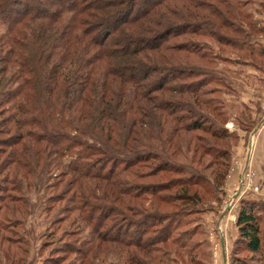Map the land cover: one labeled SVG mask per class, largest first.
<instances>
[{
  "label": "trees",
  "instance_id": "16d2710c",
  "mask_svg": "<svg viewBox=\"0 0 264 264\" xmlns=\"http://www.w3.org/2000/svg\"><path fill=\"white\" fill-rule=\"evenodd\" d=\"M243 12L239 0H0V175L12 185L2 197L11 211L30 210L32 187L45 208L71 192L84 225L125 222L123 233L93 230L85 247L68 246L78 264L101 243L126 251L124 264H204L193 229L180 226L195 221L183 212L201 206L209 186L218 192L230 167V114L210 85L227 87L217 61L233 62L189 39L225 45L221 30L230 29L238 39L227 47L264 73V25ZM159 173L162 183L141 181ZM57 176L63 188L53 193ZM243 204L238 243L264 264L260 218Z\"/></svg>",
  "mask_w": 264,
  "mask_h": 264
},
{
  "label": "rangeland",
  "instance_id": "374dc122",
  "mask_svg": "<svg viewBox=\"0 0 264 264\" xmlns=\"http://www.w3.org/2000/svg\"><path fill=\"white\" fill-rule=\"evenodd\" d=\"M239 1L244 6V14L249 12L251 19L258 26L264 25V0ZM248 20H243V28H246ZM3 32L4 25L0 22V34ZM221 32L225 34L222 40L225 45L212 39L196 36L191 37L189 41L195 40L202 42L200 45L208 44L212 48H219L221 51L216 52L219 58L233 62L217 61L219 67L225 69L223 78H225L224 84L227 87L216 84L210 85V87L218 88L214 97L223 102L227 113L230 114L225 128L232 133V138L228 141L231 150H233L231 163L228 173L219 187L220 190L213 193L209 186L204 191L203 204L193 209L188 215L184 214L189 210H186V213L183 212V221L194 216H196V219L193 223L182 224L180 231L187 230V228L193 229L194 235L190 245L198 243V250L204 252V258L200 257L203 258L202 262L204 264H223L221 237L224 240L226 249V264H240L244 261L249 264H261L256 255L242 250L240 242L238 243L240 235L236 220L243 202L252 205L254 212L260 218L261 236L264 242V122L252 134V151L249 161L246 163L249 136L257 123L264 117V73L263 70L258 69L259 63L256 58L252 60L242 52L227 47L229 39L237 38L235 33L230 29L221 30ZM187 38V36L183 37L182 40ZM262 40L264 42V39ZM199 62V64L205 63L204 61ZM1 136L5 137L6 135ZM204 156L205 159H209L207 155ZM178 160L184 161L182 158ZM245 164L247 166L244 170ZM194 165H196V162H194ZM217 168L218 164H215V166L205 171L208 172ZM5 170L7 171V169ZM4 174L0 175V188H3L0 190V198L4 201L3 208L1 207L2 201H0V238L3 237V239H0V264H78L79 257L76 253L68 250V246L79 247L84 245L85 247L86 239L93 230L123 233L122 229L120 230L121 227L118 229L119 225L123 226L125 224L121 219L117 221V225L110 221L103 224L97 222L95 226L91 224L84 225L77 215L79 210H75L76 213L71 212L74 210L71 207L72 203L70 200L66 201V198L72 194L71 192L62 191L63 184L59 183V175L56 177L58 183L53 193L62 191L60 198L66 195L64 203L55 204L53 208L50 207L49 203L48 208H45L40 200L43 192L32 187L27 195L31 203L30 210L26 212L21 210V212L15 214L11 211L12 206L10 203L2 198L6 196L12 186L10 182L3 179ZM159 175L160 173L141 181L148 182V184L164 182L159 178ZM214 176H216V173ZM176 177V174L169 175L170 179ZM6 187L8 189L4 190ZM174 191L175 189L167 194H172ZM9 192L11 193L12 190ZM177 204L180 207V203L177 202ZM59 206L63 208L59 209ZM170 209H172L170 204L162 208V210ZM14 218L18 221L15 222ZM135 220H140V217H136ZM164 224L170 226V231L173 232L170 224L176 227L177 223L171 219L165 221ZM11 228H13V232ZM159 228L163 230L165 227L162 225ZM173 234L175 233L173 232ZM183 241H186V237ZM98 242L96 240L93 244ZM108 244L112 243H101V248L105 252L100 251V254L94 258L90 256L86 262L88 264H124L127 256L126 251L121 253L108 252L107 249H110L106 248ZM132 251L134 250H129V253L131 257L135 258L136 251H139L138 249H135L134 253ZM170 256L172 259L173 256ZM166 258L164 260L168 261ZM131 264L135 263L132 261ZM168 264L172 263L168 261Z\"/></svg>",
  "mask_w": 264,
  "mask_h": 264
},
{
  "label": "water",
  "instance_id": "95a60500",
  "mask_svg": "<svg viewBox=\"0 0 264 264\" xmlns=\"http://www.w3.org/2000/svg\"><path fill=\"white\" fill-rule=\"evenodd\" d=\"M264 122V117L257 123V125L255 126V128H254V130L251 132V134H250V136H249V141H248V151H247V158H246V163H248V161H249V157H250V153H251V151H252V144H253V138H252V134L254 133V131L256 130V129H258L261 125H262V123ZM246 166H247V164H245V166H244V170H245V168H246ZM239 185H241V184H239ZM224 213V212H223ZM223 213L221 214V216L223 215ZM220 244H221V247H222V261H223V264H226V249H225V247H224V240H223V238L221 237L220 238Z\"/></svg>",
  "mask_w": 264,
  "mask_h": 264
}]
</instances>
